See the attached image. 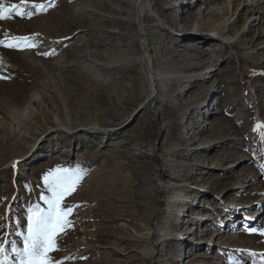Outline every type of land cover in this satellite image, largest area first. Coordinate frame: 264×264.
Wrapping results in <instances>:
<instances>
[{
  "label": "rangeland",
  "instance_id": "1",
  "mask_svg": "<svg viewBox=\"0 0 264 264\" xmlns=\"http://www.w3.org/2000/svg\"><path fill=\"white\" fill-rule=\"evenodd\" d=\"M134 3L0 0V264H264V0Z\"/></svg>",
  "mask_w": 264,
  "mask_h": 264
},
{
  "label": "bare ground",
  "instance_id": "2",
  "mask_svg": "<svg viewBox=\"0 0 264 264\" xmlns=\"http://www.w3.org/2000/svg\"><path fill=\"white\" fill-rule=\"evenodd\" d=\"M147 2V0H135V3L134 5L132 6V13L135 12V14L140 13L142 12L143 10V7L145 5V3ZM145 33V32H144ZM214 34H217V35H223L222 33L219 32V30L215 31ZM222 41H225L226 43H231L232 41L230 40V37L229 36H224V38H221ZM147 69H153V72H151V78L153 80H155V77H156V74H155V67H152V66H147ZM151 88H150V94H154L155 92H159V88L157 86V83L156 82H151Z\"/></svg>",
  "mask_w": 264,
  "mask_h": 264
}]
</instances>
